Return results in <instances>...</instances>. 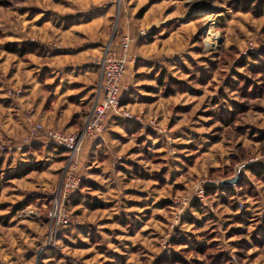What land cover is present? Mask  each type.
Masks as SVG:
<instances>
[{
	"label": "rangeland",
	"instance_id": "rangeland-1",
	"mask_svg": "<svg viewBox=\"0 0 264 264\" xmlns=\"http://www.w3.org/2000/svg\"><path fill=\"white\" fill-rule=\"evenodd\" d=\"M240 1L0 0V122L11 145L0 150V264H264V182L245 173L264 160V66L251 57L264 47V14ZM122 34L120 98L132 116L115 112L98 143L85 139L79 202L49 239L42 202L67 152L29 150L26 117L80 129L96 96L94 59ZM33 159L39 169L10 176ZM194 199L203 209L188 221Z\"/></svg>",
	"mask_w": 264,
	"mask_h": 264
},
{
	"label": "built area",
	"instance_id": "built-area-1",
	"mask_svg": "<svg viewBox=\"0 0 264 264\" xmlns=\"http://www.w3.org/2000/svg\"><path fill=\"white\" fill-rule=\"evenodd\" d=\"M129 42V36L122 34L117 46L108 44L102 55L94 59L99 70L96 96L80 129L70 132L60 128L46 127L42 121L30 116L26 117L27 132L22 137L24 144L29 143L31 137L37 136L43 131L47 134L50 142L61 145L67 150V160L62 178L50 192L47 211L49 239L56 234L60 225H64L70 220L66 201L70 192L80 183L76 168L77 157L83 141L86 138H101L108 109L120 115L132 116L129 111L122 108L120 103L122 79L129 60ZM10 148L11 145L2 132L0 122V150ZM200 195H203V191L200 192Z\"/></svg>",
	"mask_w": 264,
	"mask_h": 264
},
{
	"label": "trees",
	"instance_id": "trees-1",
	"mask_svg": "<svg viewBox=\"0 0 264 264\" xmlns=\"http://www.w3.org/2000/svg\"><path fill=\"white\" fill-rule=\"evenodd\" d=\"M241 6L242 8H244V10H247V11H251L253 13H255L256 15H262L264 14V0H241L240 1ZM9 51L11 52H14L16 54H24V48H22V46L18 47L16 44H11L10 46H8L7 48ZM252 59L255 61V66L256 67H262L261 69L258 68V71H261L263 70V66H264V47L260 48V50L258 52H255L251 55ZM257 71V69L255 70ZM163 74V73H162ZM162 80V79H160ZM247 80V78H245V81ZM242 93H247V92H250L249 89L246 88L245 84L243 85V87L241 88L240 90ZM121 95V94H120ZM120 103H124L123 99L121 100L120 98ZM239 105V104H237ZM237 107V106H236ZM239 109V108H238ZM237 108H234L232 110H229L228 109V114H230L229 116H233L232 114H235L234 112H237L238 111ZM114 111H112L111 109H108L107 110V113H106V118H105V121H104V132L107 131V126L109 125V118H112L114 117ZM228 114H225L226 116ZM235 118V116H233ZM232 118V119H234ZM228 123H231L230 121H228ZM37 137H39L38 139H32L31 141H29V147L30 149L29 150H40L42 151L41 147L43 148V151H47L50 153V155L52 157H54L55 159H64L66 157V152L67 150L61 146V145H58V144H55V143H52L49 141L48 139V136L45 132L43 133H40L37 135ZM47 140V143L45 144ZM91 141H94L96 143L99 142V139H94V138H90ZM49 141V143H48ZM47 152V153H48ZM6 156L5 157H8L9 155H7L5 153ZM31 156H33V154H31ZM3 158V161H7V160H4ZM41 162H39L38 160H31L29 161V163H24L22 166H18V168L15 169V171L13 173H10V176L11 177H22L24 175H26L28 172L34 170V169H39L41 167ZM245 173H249L255 177H257L259 180H261L262 182H264V160H259L255 163H248L247 166H246V171ZM9 174V173H8ZM5 176V177H4ZM7 174H4L2 177H0V189L4 186V183L7 181H3L1 182V178H8L6 177ZM81 183V182H80ZM80 183L78 185L77 188L73 189L70 194L68 195V199L66 201V204L67 206H71V203H70V200L73 199L74 201V204L78 203L79 202V198L77 197V195H74L75 192L79 189V186H80ZM237 185H239L240 187H242V189L244 187H246V184L244 182L243 179H241ZM227 187H230L229 189V193L230 194H234V190H232V186L231 185H220V186H217V187H214L215 190H218V189H221L222 191L227 188ZM248 189L247 188L245 191L248 192ZM212 192L210 190L207 191V194L210 195ZM41 202V201H40ZM42 204L45 205V208H49V198L46 196V199H44V201L42 202ZM21 203H17L15 206H16V209H19L21 207ZM202 202H200L198 199H194L192 202H191V210L189 212V215L187 216L189 219L188 221H192V210L193 211H200L201 209H203V206H202ZM65 225H68L67 223L64 224V225H60L58 228L60 229L61 227L65 226Z\"/></svg>",
	"mask_w": 264,
	"mask_h": 264
},
{
	"label": "water",
	"instance_id": "water-1",
	"mask_svg": "<svg viewBox=\"0 0 264 264\" xmlns=\"http://www.w3.org/2000/svg\"><path fill=\"white\" fill-rule=\"evenodd\" d=\"M238 179V176L237 175H234L232 177H229V178H226L223 182H226V183H235Z\"/></svg>",
	"mask_w": 264,
	"mask_h": 264
},
{
	"label": "crops",
	"instance_id": "crops-1",
	"mask_svg": "<svg viewBox=\"0 0 264 264\" xmlns=\"http://www.w3.org/2000/svg\"><path fill=\"white\" fill-rule=\"evenodd\" d=\"M1 126H2V124H1ZM26 127H27V123H26ZM26 132H27V128H26ZM26 132H25V134H26ZM105 133H106V132H105ZM105 133H104V134H105ZM25 134H24V135H25ZM33 138L36 140V139H38L39 137H37V136H33V137L30 138L29 141H31ZM87 139H89V141H91L90 138H86V140H87ZM86 140L83 141V144H85V141H86ZM46 143H47V141L45 142V144H46ZM82 146H83V145H82ZM47 152H48V150H47ZM13 158H14V156H13Z\"/></svg>",
	"mask_w": 264,
	"mask_h": 264
}]
</instances>
